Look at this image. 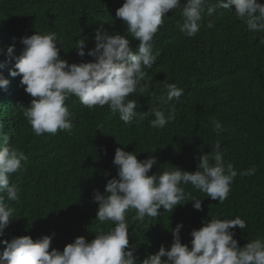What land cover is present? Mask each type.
I'll return each mask as SVG.
<instances>
[{
    "label": "trees",
    "instance_id": "obj_1",
    "mask_svg": "<svg viewBox=\"0 0 264 264\" xmlns=\"http://www.w3.org/2000/svg\"><path fill=\"white\" fill-rule=\"evenodd\" d=\"M123 2L0 0V61L5 60L6 50L12 45L14 54L20 55L21 37L54 31L62 41L63 59L69 63L93 62L94 57L77 55L76 41L88 38L87 53L94 47V30L100 24L109 33L124 35L125 25L115 17ZM166 16L153 40L158 59L141 81L152 80L150 91L155 97L147 93L140 96L139 92L128 97L137 100L138 112L160 107L168 115L171 106L159 103L160 97L166 96L164 84L175 83L182 88L180 100L172 102L175 119L163 129L150 126L155 119L152 114L129 127L107 106L88 109L72 97L66 102L73 114L71 132L59 130L55 135L36 136L20 108L27 107L33 98L20 85L21 77L9 74L15 61L2 70L9 83L6 90L0 89V121L11 143L28 159L22 162L26 171L12 176V182L20 188V202L11 204L17 218L12 219L0 240L24 235L35 240L55 233L51 247L60 251L80 236L91 241L96 230L112 227L96 221L98 205L93 202V193H103L107 180L117 177L112 163L117 147L135 152L138 160L154 155L158 166H153L151 175L174 167L194 172L198 163L194 156L209 153L216 141L221 144L226 163H232L238 173L255 167V175L238 174L223 204L188 185L185 191L190 196L185 205H178L172 213L161 208V215L146 217L136 226L132 219L135 210H129L126 219L130 246L136 247L134 255L139 262L155 254L161 245L170 248L171 230L178 223L183 224L181 242L191 247V231L213 217L239 216L246 221L244 230L235 229L234 238L240 247L264 237V44L260 43L264 32H249L231 12L219 8L210 18L215 21L214 28L201 27L194 38H187L177 27L182 22L180 11L170 10ZM126 38L135 49L138 41ZM213 119L219 120L226 131L217 135ZM191 198L202 200L203 211L193 208ZM3 248L0 243V251Z\"/></svg>",
    "mask_w": 264,
    "mask_h": 264
},
{
    "label": "clouds",
    "instance_id": "obj_2",
    "mask_svg": "<svg viewBox=\"0 0 264 264\" xmlns=\"http://www.w3.org/2000/svg\"><path fill=\"white\" fill-rule=\"evenodd\" d=\"M219 8L231 12L249 32H264V3L259 0H124L115 12V17L125 25L124 35L109 33L100 24L94 30V47L87 53L88 38L76 41L77 55L94 57L93 62L69 63L60 55L62 41L56 32L36 31L20 38L23 45L20 55L14 54V45L7 48L5 60L0 61V89L6 90L9 83L2 70L14 60L9 74L21 77L20 85L33 98L27 107L20 108L36 136L55 135L59 130L71 132L73 114L66 102L72 97H77L88 109L107 106L113 114L119 113L120 120L129 127L152 114L155 119L150 121V126L163 129L175 119L172 102L180 100L182 88L175 83L164 84L166 96L160 97L159 103L171 106L168 115L160 107L138 112L137 100L128 99L137 92L140 96L147 93L155 97L150 91L151 79L141 84L148 75L146 70L153 68L159 56V52H153L154 37L170 10L180 11L182 22L177 27L185 37L194 38L201 27H215V21L210 18ZM206 18L209 19L205 25ZM126 37L138 41L135 49ZM260 43L264 44V39ZM211 123L217 135L226 131L219 120L213 119ZM4 128L5 124L0 121V237L12 219L17 218L11 204H19L20 188L12 182V176L26 171L22 162L28 159L11 143ZM211 149L209 153L194 156L198 160L194 172L174 167L162 174L149 175L153 166H158L154 155L138 160L135 152L117 147L112 161L117 177L107 180L103 193L98 190L93 193V202L98 205L96 221L112 227L96 230L91 241L84 236L77 237L62 251L51 247L55 233L35 240L28 235L0 240L4 245L0 264H264V237L243 247L234 238L237 227L242 230L247 227L239 216L203 221L202 227L191 231V247L181 242L183 224L178 223L171 230L170 248L161 245L155 254L139 262L134 255L136 247L130 246L126 219L129 210H135L132 219L136 226V222L142 223L146 217L161 215L158 212L161 208L172 213L178 205H185L190 196L185 191L188 185L223 204L238 174L255 175V167L238 173L232 163H226L219 141ZM189 202H194L195 210L203 211L201 199L191 198Z\"/></svg>",
    "mask_w": 264,
    "mask_h": 264
}]
</instances>
